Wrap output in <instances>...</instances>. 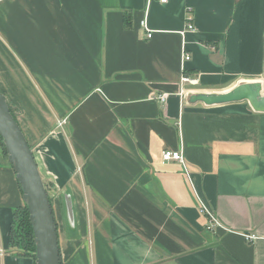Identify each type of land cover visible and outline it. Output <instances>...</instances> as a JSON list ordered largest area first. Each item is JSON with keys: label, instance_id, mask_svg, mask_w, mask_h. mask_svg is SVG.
Returning <instances> with one entry per match:
<instances>
[{"label": "crops", "instance_id": "obj_1", "mask_svg": "<svg viewBox=\"0 0 264 264\" xmlns=\"http://www.w3.org/2000/svg\"><path fill=\"white\" fill-rule=\"evenodd\" d=\"M262 79L264 0H0V92L60 189L61 264H264V113L188 102ZM24 207L0 155V264H36L11 245Z\"/></svg>", "mask_w": 264, "mask_h": 264}, {"label": "water", "instance_id": "obj_2", "mask_svg": "<svg viewBox=\"0 0 264 264\" xmlns=\"http://www.w3.org/2000/svg\"><path fill=\"white\" fill-rule=\"evenodd\" d=\"M263 83L240 84L228 93H191L190 104L208 107L248 102L252 109L264 113ZM0 136L23 192L30 214L36 244V264H61L59 235L50 197L41 172L21 126L11 112L6 96L0 92ZM72 220V204L67 201Z\"/></svg>", "mask_w": 264, "mask_h": 264}, {"label": "built area", "instance_id": "obj_3", "mask_svg": "<svg viewBox=\"0 0 264 264\" xmlns=\"http://www.w3.org/2000/svg\"><path fill=\"white\" fill-rule=\"evenodd\" d=\"M161 4H167L169 0H159ZM141 26L147 31L148 38H151L153 35V31L148 28V24L146 19L142 21ZM195 24L192 17V14L189 13V15L186 18V27L185 30L181 32V35H185L187 32H195ZM191 59L189 53L185 50V47H183V65L186 61H189ZM198 80L196 79H190L186 76H183L181 79V84H192L194 85ZM181 96L187 95V90L184 89V87L181 89ZM168 98V94H162L158 96H153L152 99L158 100L160 103L164 104L166 103ZM162 159L164 162L168 161H178L184 168L185 172L189 175V166L187 164V161L183 155L182 150L179 151H164L162 153ZM198 197V196H197ZM198 201L200 204V209L203 214H205L209 220V224L207 226V229L212 231L216 228H225L224 225L221 223V221L218 219V217L215 215V213L211 210V208L200 198L198 197ZM246 238L249 241L256 240L257 237L255 235H247Z\"/></svg>", "mask_w": 264, "mask_h": 264}, {"label": "trees", "instance_id": "obj_4", "mask_svg": "<svg viewBox=\"0 0 264 264\" xmlns=\"http://www.w3.org/2000/svg\"><path fill=\"white\" fill-rule=\"evenodd\" d=\"M11 112L13 113L12 110ZM10 238L13 248L22 255L30 256L36 260L34 232L27 207L16 212Z\"/></svg>", "mask_w": 264, "mask_h": 264}, {"label": "rangeland", "instance_id": "obj_5", "mask_svg": "<svg viewBox=\"0 0 264 264\" xmlns=\"http://www.w3.org/2000/svg\"><path fill=\"white\" fill-rule=\"evenodd\" d=\"M263 82H264V80H263ZM1 139H0V155L8 156L7 151L5 149V146L3 144V140H1ZM45 186L47 188V191H48V194L50 197V201H51V204L53 207L54 215H56L55 221H56L57 230H58L59 227H61L63 225L61 219H59L60 218L59 212H60V209L62 208V204H63L61 192H60V189L58 188V186H56L55 184H46L45 183ZM56 212H57V214H56Z\"/></svg>", "mask_w": 264, "mask_h": 264}]
</instances>
